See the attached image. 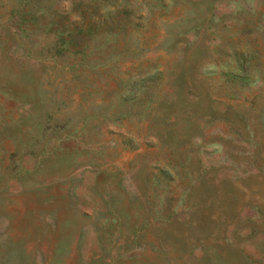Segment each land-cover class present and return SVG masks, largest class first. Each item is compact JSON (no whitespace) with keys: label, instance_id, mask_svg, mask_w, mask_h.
I'll use <instances>...</instances> for the list:
<instances>
[{"label":"rangeland","instance_id":"obj_1","mask_svg":"<svg viewBox=\"0 0 264 264\" xmlns=\"http://www.w3.org/2000/svg\"><path fill=\"white\" fill-rule=\"evenodd\" d=\"M0 264H264V0H0Z\"/></svg>","mask_w":264,"mask_h":264},{"label":"trees","instance_id":"obj_2","mask_svg":"<svg viewBox=\"0 0 264 264\" xmlns=\"http://www.w3.org/2000/svg\"><path fill=\"white\" fill-rule=\"evenodd\" d=\"M91 26H87L86 30L89 32ZM82 29V27L80 26V30ZM107 29L110 30V26H107ZM70 37H74L72 34L69 35Z\"/></svg>","mask_w":264,"mask_h":264}]
</instances>
